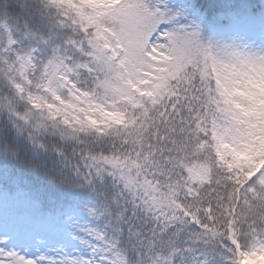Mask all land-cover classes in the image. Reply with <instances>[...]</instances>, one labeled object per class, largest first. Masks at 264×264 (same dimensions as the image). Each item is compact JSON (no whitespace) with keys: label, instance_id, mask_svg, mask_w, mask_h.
<instances>
[{"label":"snow or ice","instance_id":"obj_1","mask_svg":"<svg viewBox=\"0 0 264 264\" xmlns=\"http://www.w3.org/2000/svg\"><path fill=\"white\" fill-rule=\"evenodd\" d=\"M0 264H264V0H0Z\"/></svg>","mask_w":264,"mask_h":264}]
</instances>
